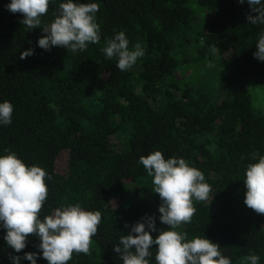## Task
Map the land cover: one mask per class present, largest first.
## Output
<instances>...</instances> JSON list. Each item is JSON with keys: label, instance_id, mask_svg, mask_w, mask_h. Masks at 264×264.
I'll use <instances>...</instances> for the list:
<instances>
[{"label": "trees", "instance_id": "trees-1", "mask_svg": "<svg viewBox=\"0 0 264 264\" xmlns=\"http://www.w3.org/2000/svg\"><path fill=\"white\" fill-rule=\"evenodd\" d=\"M9 2L0 0V102H11L13 114L0 126V155L15 152L51 176L41 217L76 203L101 213L90 254L74 252L67 264H121L113 245L146 217L155 219L153 238L167 230L152 178L138 162L155 150L184 158L212 190L211 201H193L191 223L179 230L217 243L232 264H247L249 254L264 264V214L244 204L245 168L264 155V114L249 93L264 86V62L253 57L264 25L247 22L256 15L247 0H94L100 42L76 53L39 48L45 33L23 25ZM60 2L50 0L41 28ZM120 31L130 48L145 50L127 71L101 50ZM29 48L34 54L20 59ZM4 235L0 228V264L40 251L35 234L20 253ZM37 264L48 262L38 256Z\"/></svg>", "mask_w": 264, "mask_h": 264}, {"label": "clouds", "instance_id": "clouds-1", "mask_svg": "<svg viewBox=\"0 0 264 264\" xmlns=\"http://www.w3.org/2000/svg\"><path fill=\"white\" fill-rule=\"evenodd\" d=\"M50 0H10L5 5L11 13L22 14L21 23L29 29L39 27L45 35L37 40V46L45 51L58 46L72 53L83 52L89 44L100 42V26L96 21L99 10L94 0H61L54 19L43 28L41 17L48 13ZM244 4L245 0H238ZM250 13L247 22L264 25V0H247ZM253 57L264 62V30L256 39ZM109 60L115 59L120 71L132 69L145 55L140 43L131 48L123 31L105 40L101 49ZM34 54L29 48L20 53V59ZM13 105L0 102V126L12 123ZM244 171L246 188L244 204L258 214H264V155L254 158ZM147 176L152 178V192L159 195V220L169 227L156 231L155 219L146 217L131 226L127 235L122 234L113 245L121 264H232L223 255L220 246L205 236L188 237L179 230L191 223L196 211L193 201H211L212 191L204 174L190 166L182 157L165 158L160 150L140 156ZM51 176L38 165H26L15 152L0 155V228L5 230V244L20 253L25 249L29 234L39 237V252H25L23 256H11V264L22 260L37 264L38 256L48 264H67L73 253L90 254L92 238L101 222L100 211L86 210L79 203L62 205L51 214L41 217L40 212L48 196L45 179ZM128 227V224H125ZM152 245L157 247L152 249ZM247 264H258L259 256L249 254Z\"/></svg>", "mask_w": 264, "mask_h": 264}, {"label": "rangeland", "instance_id": "rangeland-1", "mask_svg": "<svg viewBox=\"0 0 264 264\" xmlns=\"http://www.w3.org/2000/svg\"><path fill=\"white\" fill-rule=\"evenodd\" d=\"M187 75H189V72H186L185 74L178 73L176 75V79L181 80ZM249 93L252 97L253 107L256 110L260 111L262 114H264V86H257V87L250 88ZM56 166H57V171L59 173H62L65 167L64 159L60 158L57 161Z\"/></svg>", "mask_w": 264, "mask_h": 264}]
</instances>
